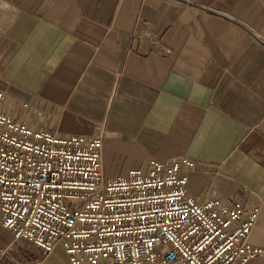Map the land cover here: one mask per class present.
I'll return each instance as SVG.
<instances>
[{
	"label": "crops",
	"instance_id": "0c3cea01",
	"mask_svg": "<svg viewBox=\"0 0 264 264\" xmlns=\"http://www.w3.org/2000/svg\"><path fill=\"white\" fill-rule=\"evenodd\" d=\"M0 91L34 129L105 130L110 178L194 160L197 201L261 202L264 247V0H0ZM39 252L27 264H69Z\"/></svg>",
	"mask_w": 264,
	"mask_h": 264
},
{
	"label": "built area",
	"instance_id": "2783aa9c",
	"mask_svg": "<svg viewBox=\"0 0 264 264\" xmlns=\"http://www.w3.org/2000/svg\"><path fill=\"white\" fill-rule=\"evenodd\" d=\"M106 136L61 137L0 110V225L14 241L44 255L62 247L69 264H248L264 255L250 243L261 202L197 201L187 157L110 178Z\"/></svg>",
	"mask_w": 264,
	"mask_h": 264
},
{
	"label": "rangeland",
	"instance_id": "374dc122",
	"mask_svg": "<svg viewBox=\"0 0 264 264\" xmlns=\"http://www.w3.org/2000/svg\"><path fill=\"white\" fill-rule=\"evenodd\" d=\"M4 231L0 226V264H27L26 260H28V257L38 258L36 253H40L39 250L37 248L34 249L33 246L25 241L15 242L10 248L5 249L4 237L2 236ZM9 233L7 231L6 234L11 238V233Z\"/></svg>",
	"mask_w": 264,
	"mask_h": 264
}]
</instances>
